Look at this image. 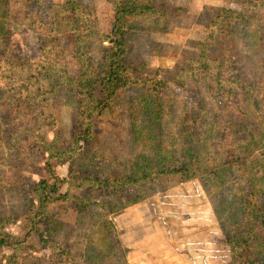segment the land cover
Returning a JSON list of instances; mask_svg holds the SVG:
<instances>
[{
    "label": "trees",
    "instance_id": "trees-1",
    "mask_svg": "<svg viewBox=\"0 0 264 264\" xmlns=\"http://www.w3.org/2000/svg\"><path fill=\"white\" fill-rule=\"evenodd\" d=\"M106 2L110 4L114 14L112 28L106 46L100 49L101 57L96 64H91L82 60L76 35L78 17L87 10L85 4L79 0H62L58 3H44L43 0H0V17L5 22L9 21L13 25L26 24L30 30L38 32L43 37H55L58 40L60 58L65 66V70L60 71L54 60H48L45 54H41L39 56L41 58L35 60L24 51L12 56L9 62L0 58V197L7 193L12 196H19L21 193L23 195L21 205L24 208L23 213L14 210L10 214L1 215L0 252L4 250L9 253L0 255V263L5 261L8 264H76L72 261L74 260L72 255L82 249L83 260H80V264H125L127 248L122 245L119 236L128 229L117 231V226L122 228L121 222L118 220V224L113 226L112 220L99 212V205L92 206L97 204L95 201L91 203L85 198L78 203L84 214L88 213L92 218L95 214L99 216L98 233L95 236L89 233L85 236L83 233L82 244L79 233L83 229L85 217L78 225L82 229L77 230L67 223L62 224L43 216V200L60 199V190L64 183L68 187L82 189L92 186L93 183L95 193L99 190L105 193L104 191L115 188L124 180L143 185L156 178L142 171L139 175L98 171L97 154L93 152L92 145H97L99 139L94 134L95 121L101 118L106 110L113 113L114 105H117L123 93L127 92L130 86L138 84L136 75L143 73L127 59L130 45L124 20L159 16L163 23L168 21L167 12L159 11L157 0H106ZM31 8L39 9L41 12L30 13ZM219 8L208 18L207 38L221 36L222 39L230 41L228 46L221 48L217 54L210 55L207 51L209 39L196 43L197 53L178 68L177 76L179 75L180 79H171L169 80L171 82L163 84L181 86L186 78L200 71V67L207 64L219 66L220 69L209 91L216 102L214 114L218 110L224 111L226 115L218 118L222 133L227 136L244 129L245 120L241 117L245 119V113L249 112L244 109L247 107L244 106L245 101L256 96L253 84H244L241 79L242 69H238L235 46L239 41L246 49L264 50V0H247L239 5L235 2L232 5V2L228 1L226 6ZM5 25L9 29L7 23H4ZM136 36L140 38L137 34ZM66 37L69 41L67 54L63 49L65 44L61 40ZM139 46L143 47V44L140 42ZM13 69L31 73L33 81L18 79L12 75ZM143 71L147 73L144 66ZM163 84L160 85L163 87ZM96 87L104 98L100 108L85 103L86 98L94 93ZM150 87L147 85L138 100V106L144 116L148 114V109L144 105L151 96L148 94ZM64 90L71 94L70 103L69 98L66 102L73 113L78 112L85 117L81 131L73 127L63 130L61 126V115L56 108L57 98ZM138 110L136 106L128 116L133 117ZM184 112L182 126L189 130L184 131L188 135L185 139V143L188 144L182 151L181 159L178 160V157L174 160L171 153L164 154L154 171L176 182L195 180L200 164L195 155V146L191 144L193 138L191 134L199 133L200 120H196L195 117L197 110L194 114L191 110ZM160 114L161 111L156 109L157 120ZM200 119L205 122L204 116ZM67 163L74 165L75 168L70 169L67 176H62L58 168ZM7 164L9 167L5 168ZM21 164L30 165V170L33 171H45L46 176L24 187ZM223 166L224 164L221 167ZM4 171L10 172L5 174ZM220 171L225 169L215 168L209 171L208 176L214 173L218 177L217 180L202 183L210 192L216 213L221 215L222 221L219 222L223 237L221 240L228 246L230 252V260L226 264H264V179L258 181L246 177L247 182H244L247 186L242 187L239 183L238 188L232 175L223 177ZM101 188L104 191H101ZM120 213L122 211H116V215ZM22 218H27L26 228L39 232V239L45 243L43 246L51 247V254L47 258L36 255L39 247L6 234L5 227L10 222ZM74 231L78 232V236L72 240L71 233Z\"/></svg>",
    "mask_w": 264,
    "mask_h": 264
},
{
    "label": "rangeland",
    "instance_id": "rangeland-1",
    "mask_svg": "<svg viewBox=\"0 0 264 264\" xmlns=\"http://www.w3.org/2000/svg\"><path fill=\"white\" fill-rule=\"evenodd\" d=\"M61 1L43 0L44 3ZM79 1L87 7L86 12L80 15L77 21L76 35L80 54L85 63L96 64L101 57V47L107 44L114 14L106 0ZM228 1H231L232 5L234 2L239 5L247 0H157L159 11L167 12L168 21L163 22L165 25L161 23L159 16L124 20L130 45L127 59L143 73L136 75L138 84L130 86L127 92L123 93L117 105H114L113 113L106 110L101 118L95 121L94 134L99 139L97 145H92V150L97 154L98 171H112L115 174L124 172L125 175L129 173L139 175L142 171L156 178L143 185L124 180L107 191L101 188L105 193L100 190L95 193L93 183L92 186L83 189L68 187L64 183L61 186L60 199L43 200L44 217L48 216L49 219H55L62 224L67 223L77 230L83 228L79 233L80 244L84 242L83 233L85 236L86 233L95 236L99 230V216L95 214L92 218L90 214H84L78 206V203L87 198L91 203L93 201L97 203L92 206H100L99 212L111 219L113 226L118 224V220L121 222L120 216L127 211H132L134 224L142 221V214L137 213L136 208L146 207L145 227H142L140 237L132 238V250L137 253L150 248L146 254H142L141 264H226L230 260L229 248L221 240L223 239L219 228L221 215L216 213L210 192L202 182L217 180L218 177L214 173L208 176L209 171L215 168L225 169L220 171L223 177L232 175L236 187L239 183L246 187V177L258 181L264 179V50L246 49L239 41L235 46L238 69H242L241 79L244 84H253L256 96L245 101L244 106L247 107L244 109L249 112L245 113V119L241 117L245 120L244 129L230 135L222 133L218 117L226 115L224 111L218 110L214 114L216 102L209 91L220 69L219 66L207 64L200 67V71L186 78L181 86L163 84L171 82L169 81L171 79H180L179 75L177 76L178 68L197 53L196 43L209 39L207 51L210 55H215L221 48L228 46L230 41L222 39L221 36L207 38L208 18L214 15L215 9L226 6ZM34 12L41 11L31 8L30 13ZM4 23H7L9 29ZM61 40L65 44L63 49L67 54L68 38ZM140 42L143 47L139 46ZM23 51L33 56L35 60H39L41 58L39 56L45 54L48 60H54L60 71L65 70L62 64L64 61L60 58L58 40L55 37L45 38L38 32L30 30L26 24L13 25L0 17V58L9 62L12 56H17ZM143 66L147 68V73L143 71ZM11 72L18 79L33 81L31 73L15 69ZM160 84H163V87ZM147 85L151 86L148 93L151 96L144 105L148 109L147 116H144L138 106V100ZM153 85L155 89L152 90ZM69 94L64 90L58 96L56 111L61 115L63 130L73 127L81 131L85 117L78 112L73 113L66 102L69 98L70 103ZM103 101V95L96 87L94 93L86 98L85 103L100 108ZM135 105L140 111L129 117L128 113L136 109ZM156 109L161 111L158 120L155 116ZM186 110H191L193 114L197 110L195 117L196 120H200L198 135L191 134L193 137L191 144L195 146V155L200 164L195 180L176 182L154 171L164 154L171 153L174 160L178 157V160L181 159L182 151L188 144L185 143L188 135L184 131L189 129L183 128L181 122ZM202 116L205 119L204 123L200 119ZM8 167L7 164L5 168ZM74 168V165L67 163L58 168V172L62 176H67L68 171ZM30 169V165H20L24 187L46 176L45 171L37 172ZM4 172L9 174L10 171ZM8 194L0 197L2 201L0 218L2 213L24 211L21 205L23 195L19 194L20 199L18 195ZM19 205L21 206L16 208ZM116 211L125 212L116 215ZM84 217V226L79 228V222L81 223ZM25 225L27 218L12 221L5 227L6 234L39 247L36 255L47 258L51 254V247L43 246L45 243L39 239V232L32 231ZM121 225L122 228L116 227L117 231L121 232L126 228L122 222ZM77 236L78 232L71 233L72 240ZM2 253L7 254L9 251L3 250L0 255H3ZM82 254V249L78 250L72 255L74 259L72 261L80 264V260H83ZM0 264L8 263L2 261ZM125 264H128L127 255ZM132 264L140 262L132 259Z\"/></svg>",
    "mask_w": 264,
    "mask_h": 264
},
{
    "label": "crops",
    "instance_id": "crops-1",
    "mask_svg": "<svg viewBox=\"0 0 264 264\" xmlns=\"http://www.w3.org/2000/svg\"><path fill=\"white\" fill-rule=\"evenodd\" d=\"M125 212V211H122ZM128 212V211H127ZM125 212L124 215L120 216V220L122 222L123 225H126V228L128 229V231H126V233H123L122 235L119 236L120 242L122 243V245L124 247L127 248V259H128V264H132V259L136 261H139L140 264L141 262V258H143L142 254H146L148 252V249H144L142 251V253H137L136 251L132 250V238L134 237H140V231L142 229V227L144 226L145 221V217H146V213H147V209L145 206H140L138 208H136V212L137 213H141L142 214V221H138L135 224L132 222V211L130 212ZM129 214V216L127 215ZM133 227V228H132ZM147 248V247H146Z\"/></svg>",
    "mask_w": 264,
    "mask_h": 264
}]
</instances>
